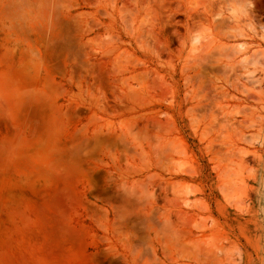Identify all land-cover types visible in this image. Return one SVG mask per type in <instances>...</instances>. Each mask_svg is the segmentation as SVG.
I'll list each match as a JSON object with an SVG mask.
<instances>
[{
  "label": "rangeland",
  "instance_id": "1",
  "mask_svg": "<svg viewBox=\"0 0 264 264\" xmlns=\"http://www.w3.org/2000/svg\"><path fill=\"white\" fill-rule=\"evenodd\" d=\"M225 1L0 0V264H264V0Z\"/></svg>",
  "mask_w": 264,
  "mask_h": 264
},
{
  "label": "bare ground",
  "instance_id": "2",
  "mask_svg": "<svg viewBox=\"0 0 264 264\" xmlns=\"http://www.w3.org/2000/svg\"><path fill=\"white\" fill-rule=\"evenodd\" d=\"M225 1V0H224ZM245 1V0H244ZM247 1V0H246ZM246 1H245V3H246ZM239 2H240V0H239ZM239 2H238V0H226L225 1V4H223L222 3V5L224 6V8H226V10H228L227 9V7L229 8V10L232 12V13H235V12H237L238 10H240V13L242 12L243 13V11L241 10L242 9V7L241 6H244V4L242 5L241 4V2L242 3H244L242 0H241V2H240V4H239ZM248 3V2H247ZM245 4V8L243 7V10L244 9H246V5L248 6V4ZM228 6H227V5ZM227 6V7H226ZM230 11H229V13H230ZM247 11V10H246ZM218 12V11H217ZM216 14H219V13H216ZM231 14V13H230ZM231 16V15H230ZM217 19H219V18H216L215 20H217ZM229 19V18H228ZM223 20H225V19H223ZM223 20H222V23H220L221 22V20H220V24H218V25H216V26H220V29H221V27H222V29H221V32H222V30H223V28H224V31H226V29H228L229 27H230V25H232V24H234L235 25V20L237 21V19H235L234 20V22L231 24H229L228 22V24H229V26H227L228 24L226 23V22H223ZM230 20V19H229ZM146 21V20H145ZM219 21V20H218ZM225 21H227V19L225 20ZM230 22H232V20L230 21ZM146 23V22H145ZM217 28V27H216ZM219 28V27H218ZM220 29H219V31H220ZM233 31H232V30ZM218 30V29H217ZM228 30H230L231 32H227L226 31V33H231V35L233 34L234 35V33L236 32V33H238V31H239V29H238V31H235L236 29H234V27L232 28V26L230 27V29H228ZM235 31V32H234ZM234 32V33H233ZM229 35V34H228ZM226 51V50H225ZM229 52V51H228ZM228 52H227V54H228ZM226 54V55H227ZM263 58V57H262ZM260 56H259V58L256 56V58L253 56V57H251V58H246V59H242L239 63L241 64V65H237L238 67H240V69H238L237 68V70L236 71H238L239 73L237 74L238 75V77L240 76V75H244L245 76V78H251V80H257V79H252V75L254 74V75H256L255 74V71H253L254 69H255V67H259L260 69L261 68H263L264 69V58L262 59ZM223 67V66H222ZM219 68V67H218ZM223 68H225V67H223ZM228 68V67H227ZM220 70H222V68H220ZM225 70V69H224ZM228 70V69H227ZM227 70H225V71H227ZM214 71V70H213ZM215 71H217V73H218V69H216ZM232 71V70H231ZM204 72V71H203ZM223 73L222 71H219V73ZM228 72V71H227ZM202 73V72H201ZM200 73V74H201ZM216 73V74H217ZM206 74V73H205ZM208 74V73H207ZM233 75V74H232ZM236 75V76H237ZM205 76V75H204ZM208 76H209V74H208ZM252 76V77H251ZM202 77V76H201ZM200 77V78H201ZM212 77V76H211ZM237 77V78H238ZM240 78V77H239ZM249 79L248 80H246V81H249ZM250 82H253V81H249V83ZM256 82V81H255ZM246 85H247V82H246ZM250 85V84H249ZM254 85H255V83H254ZM253 84H252V86H254ZM254 88V87H253ZM194 123H196L195 121H194ZM194 125V124H193ZM196 125V124H195ZM194 129L196 128V127H193ZM203 132V131H202ZM204 134L206 135V133L204 132V133H200L199 135H203V136H201L202 138L204 137ZM200 137V138H201ZM161 138V137H160ZM204 139V138H203ZM161 147H160V146ZM158 146L160 147V148H167V149H169V147H170V149H171V151H173L175 154H179V151L177 150V147H175L174 146V144L171 142V140H169V141H166V139H165V141L164 140H161L160 141V144H159ZM217 162H215V169H217L219 172H220V175H222L224 178H226L227 179V182H228V186H227V188L228 189H226V191L228 190V195L226 194V196L228 197V199H230V200H228L227 198H226V196L224 197V198H226L227 199V201L228 202H230L231 201V203H233V205L235 204L234 202L235 201H237V203H239V200H235V198L234 197H237L238 196V194H237V192L235 191L236 190V185H235V183L233 182V180H232V172H231V169L229 168V165H227V164H225L224 162V158L222 157V158H220V159H218V160H216ZM185 165V163H180L179 164V167L177 168V169H175L177 172H184L185 171V167L186 166H184ZM175 170H173V171H175ZM182 191V190H181ZM181 191H179L180 193H185V191L184 192H181ZM225 191V192H226ZM179 192H177V193H179ZM235 192H236V194H237V196H235ZM179 193V194H180ZM225 195V194H224ZM234 198V202H233V199ZM225 199V200H226ZM226 201V202H227ZM228 202H227V204H228ZM230 203V204H231ZM230 204H228L229 206H230ZM194 205V204H193ZM237 205V204H236ZM196 207V206H195ZM233 207V206H232ZM234 208L235 209H237L235 206H234ZM199 245H201L200 244V242L199 241H194V242H192V246L197 250V249H199Z\"/></svg>",
  "mask_w": 264,
  "mask_h": 264
}]
</instances>
